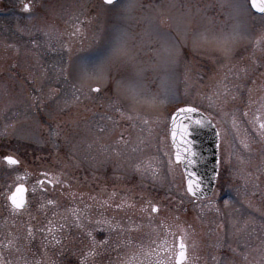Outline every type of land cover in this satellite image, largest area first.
Returning a JSON list of instances; mask_svg holds the SVG:
<instances>
[{
  "label": "rangeland",
  "instance_id": "rangeland-1",
  "mask_svg": "<svg viewBox=\"0 0 264 264\" xmlns=\"http://www.w3.org/2000/svg\"><path fill=\"white\" fill-rule=\"evenodd\" d=\"M47 3L0 9V238L11 263H145L169 220L189 235L197 264H264V223L252 217L264 212V138L254 115L259 21L247 0ZM180 106L209 116L220 135L215 190L197 202L168 140ZM5 155L19 164L5 167ZM50 170L129 201L117 231L86 232L80 248L48 246L50 218L35 205L34 181ZM23 175L34 217H15L6 205Z\"/></svg>",
  "mask_w": 264,
  "mask_h": 264
},
{
  "label": "flooded vegetation",
  "instance_id": "flooded-vegetation-1",
  "mask_svg": "<svg viewBox=\"0 0 264 264\" xmlns=\"http://www.w3.org/2000/svg\"><path fill=\"white\" fill-rule=\"evenodd\" d=\"M3 2H6L7 4H5V6L9 8L22 9L24 13H27L32 8H47L49 5L47 3L48 0H37V2L35 0H11L8 2L7 0H0V9L3 6ZM25 5L28 6L27 10H25ZM255 15L258 16L257 21H259L255 24L256 50L258 52L256 59L259 67V70H256V83L259 87V91L254 98V101H256L254 115L261 130V137L264 138V129L261 128V124H264V74H262V65L264 64V14ZM18 164L19 163L9 165L4 162L2 165L5 167H13ZM176 166L179 167L178 165ZM219 166L220 154L218 148V173ZM39 175L40 177L34 181V184L36 183L34 188L39 191L38 199L36 200L35 205H37L40 209L46 208V211H44L50 218V226L46 229L50 234V240L46 242L48 246L55 243L57 244V248L65 247L67 249H71L72 247H77L78 245L79 247L77 248H80V246H83L84 235L86 232L100 233L104 231V233L108 232L110 234H114L117 231L116 220L118 211L126 212L132 207V204H130L129 201L123 199L118 200L117 196L112 191L106 196L102 195L96 187L99 183L87 184L84 182L83 178V180L77 177L72 178L69 176V173L55 170L41 171V174ZM26 178V175L20 176V180H18L15 184H24L26 187V207L24 209L17 210L8 203L7 195L13 188L6 195V205L8 210H10L13 216L18 218L28 214L29 208L32 204L30 201V195L33 185L29 184ZM153 208L157 209V207ZM153 208L152 213L156 215L157 212L155 213ZM252 211L255 212L252 216L254 221L255 218H260L264 223V212L263 214L258 215L256 210ZM34 213L35 212L31 211L29 214H33L34 217L36 216ZM239 216L243 218L244 221L245 216L241 214H239ZM221 218H223V216ZM258 221V224L251 225L250 234L254 232L255 226H260L261 222L260 220ZM222 222L223 225L221 222L219 223V221L218 224L221 225V232L223 230V235H225L224 232L228 228V223L223 221V219ZM166 224L169 227L165 228V231H168L166 239L161 241V243L154 249V256L146 259L145 263L144 259H142L141 264H177L176 251L178 242H183L185 245V258L182 260L181 264H197V258H193L192 254L189 252V242L187 241L189 235L187 236L186 232L181 231L180 226L178 227L174 221L170 222L168 220ZM202 233L203 232H201V234ZM5 234L6 232H4V235ZM5 237L3 236V238ZM245 239L249 240V236H246V233L240 237L242 244L246 241ZM228 240L234 242L233 238L228 237ZM5 242L7 241L0 238V264H12L11 262L12 260L14 261L15 257L10 259L11 255L7 253V246L5 248ZM114 257H117L116 251L114 252L113 258ZM125 259L126 260H124L125 262L123 264H129L128 261H131L134 258ZM140 259L141 257L134 259L136 264H139Z\"/></svg>",
  "mask_w": 264,
  "mask_h": 264
},
{
  "label": "water",
  "instance_id": "water-1",
  "mask_svg": "<svg viewBox=\"0 0 264 264\" xmlns=\"http://www.w3.org/2000/svg\"><path fill=\"white\" fill-rule=\"evenodd\" d=\"M103 2L106 3V0ZM248 3L255 13H264L252 6V0H248ZM187 109H194V111H187ZM168 139L173 151V161L179 164L183 174L186 193L194 201L209 197L213 191L218 170L219 137L215 124L200 110L191 106H182L175 109L170 116ZM9 157L11 160L8 159ZM4 161L8 164L17 163V160L11 156H5ZM190 181L193 184L192 192L188 190ZM25 194L26 188L19 184L8 195L7 200L11 206L20 210L26 206ZM13 196L19 207L13 204L11 199ZM179 245L178 242L176 259L180 251Z\"/></svg>",
  "mask_w": 264,
  "mask_h": 264
},
{
  "label": "snow or ice",
  "instance_id": "snow-or-ice-1",
  "mask_svg": "<svg viewBox=\"0 0 264 264\" xmlns=\"http://www.w3.org/2000/svg\"><path fill=\"white\" fill-rule=\"evenodd\" d=\"M106 3L112 4L113 0H106ZM252 6L260 12H264V0H252ZM27 7L28 6L25 5V10H27ZM187 111H194V109H187ZM261 128L264 129V124H261ZM8 159L11 160L10 157ZM178 159H179V157H178ZM197 187H198V185H197ZM188 190H189V192L193 191V184L191 181L189 182ZM11 199H12V202L14 205H16L17 207L20 206L17 204L15 196L11 197ZM156 210H157L156 208H153V211H156ZM179 248H180V251H179L178 257H177V264H181L183 258L185 257V245L183 244V242L180 243Z\"/></svg>",
  "mask_w": 264,
  "mask_h": 264
}]
</instances>
